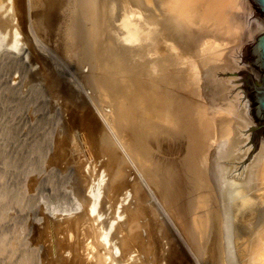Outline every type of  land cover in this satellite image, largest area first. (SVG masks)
<instances>
[{
  "label": "rangeland",
  "instance_id": "1",
  "mask_svg": "<svg viewBox=\"0 0 264 264\" xmlns=\"http://www.w3.org/2000/svg\"><path fill=\"white\" fill-rule=\"evenodd\" d=\"M239 7L242 35L224 53L218 36L176 29L158 0H0V264H234L259 152L234 72L259 79L239 55L264 32L249 1ZM211 80L247 119L214 141ZM135 92L144 102L129 105ZM155 103L170 113L145 124Z\"/></svg>",
  "mask_w": 264,
  "mask_h": 264
},
{
  "label": "bare ground",
  "instance_id": "2",
  "mask_svg": "<svg viewBox=\"0 0 264 264\" xmlns=\"http://www.w3.org/2000/svg\"><path fill=\"white\" fill-rule=\"evenodd\" d=\"M244 1L245 0H158L159 5L162 7L163 11L169 15V20L174 22V26L176 29L180 30L181 32H187L189 30V28H196V30L201 34L206 33L207 35H209V37L214 41L217 42L215 36H218L220 38V41L217 42L218 45V50L219 49H223L221 50V52L226 51V36L227 37H234L235 39L233 41H238L240 38H238L241 35L239 34V36L234 35L237 34L239 30L242 29V26H244V20L243 19V15L241 14V11L243 10V8L239 7L241 5H244ZM7 2V1H6ZM242 3V4H241ZM241 9V10H240ZM244 11V10H243ZM246 16V14H244ZM251 16V15H250ZM249 16V17H250ZM97 21V30L99 29V21L96 19ZM252 21V20H251ZM248 22V21H247ZM251 24V22H250ZM257 25V24H256ZM249 28V26H248ZM187 29V30H185ZM110 32V31H109ZM190 32V31H188ZM115 37V35H114ZM168 37V36H167ZM121 42V41H120ZM119 42V43H120ZM170 43V42H169ZM226 49V50H225ZM241 49V48H240ZM119 50V49H118ZM234 51V50H232ZM236 52V54L238 53L237 50H235L234 52H232V57L234 58V63L236 62L235 58L236 54L234 55V53ZM225 53V52H224ZM221 54V53H219ZM222 58L224 60L225 56L224 54ZM216 57V56H215ZM193 58V56H192ZM184 59V58H183ZM220 59V56H219ZM123 60V59H120ZM182 62V59H180ZM176 61V60H175ZM122 62V61H121ZM126 62V61H125ZM124 62V63H125ZM123 63V62H122ZM219 64V63H218ZM126 65V64H125ZM175 65V64H174ZM176 66V65H175ZM124 67V66H123ZM179 68V67H178ZM185 68V67H184ZM188 68V67H187ZM223 68V67H222ZM224 70H226V68H223ZM175 70V69H174ZM130 71V70H129ZM181 78V77H180ZM230 80V79H229ZM214 82V83H213ZM221 82V81H220ZM213 83V84H212ZM231 83V82H230ZM205 84V83H204ZM211 86H210V85ZM222 84V83H221ZM233 85V83H232ZM236 85V84H235ZM206 86L210 87V91L212 93V95L214 96H220L219 97V102H217V104H215V106L212 105V111H211V115L209 120L207 119L208 117L206 116V120L203 122L204 124V130L207 132L206 136L210 138V140L214 141L215 138H218V136L220 137L221 135H227V132H230V125H231V121L232 122H236L238 121V126L241 127H245V125L247 124V119L246 116L244 114L241 115V113L239 111H236V108L234 106V102L237 101V103L239 102V104H242L241 106L243 107L244 104L241 101H238V99H236L234 102L231 101L233 100V98H231V96H228L227 99H231L228 100V103L226 101L225 98H223V92L222 93H218V91L216 90V82L215 81H208ZM158 87V86H157ZM221 89L223 87L220 86ZM231 89V88H230ZM234 89V88H233ZM109 90L110 92L108 93L109 95H111V97L109 98L110 102L109 103H113L117 97V90L118 89H114L112 87L109 86ZM193 90V89H192ZM226 90V87H225ZM236 91V90H235ZM195 92V91H194ZM143 96L145 97L146 95L149 96L148 92L146 91H142ZM181 93V92H180ZM153 94V93H152ZM230 94V93H229ZM134 96V97H133ZM133 96H129L128 100L126 99L125 101H130V99L134 98L136 99L137 97V93H133ZM190 96V95H189ZM188 96V98H189ZM237 96V95H236ZM175 97V96H174ZM187 97V96H186ZM233 97V96H232ZM187 98V99H188ZM235 98V97H234ZM182 99V98H181ZM179 98V100H181ZM112 100V101H111ZM139 99H136V102ZM175 100V99H174ZM173 100V101H174ZM186 100V99H185ZM194 100V99H193ZM124 101V102H125ZM144 102L143 98L141 100H139V102ZM147 102V101H145ZM182 103V101H180ZM185 102V101H184ZM191 102V101H190ZM131 103L133 104L134 102L131 100L129 102V105H131ZM196 103V102H195ZM114 104V103H113ZM141 104H147V103H141ZM140 104V105H141ZM174 104V103H173ZM158 104L155 103L154 106H151L149 109H143V119L145 120V124H151L155 121V123H158V120H162L164 119V109L162 110V107H155ZM178 105V103H177ZM188 105V104H186ZM206 105V104H205ZM204 105V107H205ZM134 106V105H133ZM133 106L131 107V111L133 112ZM191 106V105H190ZM195 106V105H194ZM200 106V105H198ZM135 107V106H134ZM188 107V106H187ZM192 107V106H191ZM196 107V106H195ZM178 108V107H177ZM182 108V107H181ZM190 108V107H189ZM203 108V107H202ZM201 108V109H202ZM115 109V108H114ZM188 109V108H187ZM198 109V108H197ZM207 109V108H206ZM186 110V109H185ZM200 110V109H199ZM196 110V111H199ZM205 110V108H204ZM167 111V110H165ZM175 111V110H174ZM177 111V110H176ZM207 111V110H205ZM137 112V111H136ZM170 113V110L168 111ZM181 112V111H180ZM187 112V111H185ZM192 112V111H190ZM195 112V111H194ZM201 112V111H200ZM209 112V111H208ZM164 113V114H163ZM169 113L167 115H169ZM189 113V112H188ZM245 113V112H243ZM138 114V113H137ZM187 114V113H185ZM197 114V112H196ZM199 114V113H198ZM202 114V113H201ZM207 114V112H206ZM172 115V114H171ZM193 115V114H192ZM203 115V114H202ZM133 116V113H132ZM182 116V115H181ZM187 116V115H186ZM189 116V115H188ZM187 116V117H188ZM199 116V115H198ZM174 117V116H173ZM203 117V116H202ZM142 118V117H141ZM172 118V117H171ZM170 118V119H171ZM190 118V117H189ZM194 118V116H193ZM204 118V117H203ZM195 119V118H194ZM191 120V119H190ZM188 119V121H190ZM200 120V118H199ZM198 120V122H199ZM208 120V121H207ZM164 121V120H163ZM193 121V119H192ZM160 122V121H159ZM185 122V121H184ZM191 122V121H190ZM197 124V121H195ZM154 123V125H156ZM187 123V122H186ZM200 124V123H199ZM143 125V124H142ZM152 125V124H151ZM150 125V126H151ZM158 125V124H157ZM187 125V124H186ZM193 125V124H192ZM198 128V125H196ZM107 127V126H106ZM144 127V126H143ZM152 127V126H151ZM182 127V126H181ZM200 127V126H199ZM146 128V126H145ZM187 127H185L186 129ZM201 128V127H200ZM199 128V129H200ZM180 129V128H179ZM183 130V129H182ZM184 131V130H183ZM190 131V130H189ZM148 132V131H147ZM194 132V131H192ZM199 132V131H198ZM201 132V131H200ZM199 134V133H198ZM192 135V133H191ZM142 137V136H141ZM197 137V136H195ZM199 137V136H198ZM230 137V136H229ZM208 138V139H209ZM170 139V138H169ZM195 139V138H194ZM197 140V139H196ZM200 140V139H199ZM197 140V142L199 141ZM210 141V142H211ZM193 142V140H192ZM196 142V143H197ZM213 142H211L212 144ZM264 143V142H263ZM210 144V143H209ZM227 145V143H226ZM229 145H230V150H232L235 145L236 142L233 140L229 141ZM237 147H239V145H236ZM213 148V147H212ZM242 148V147H240ZM121 150V149H120ZM208 150V149H207ZM210 152V151H209ZM127 153V152H126ZM229 153V152H228ZM127 155V154H126ZM210 155V154H209ZM210 157V156H209ZM210 160V159H209ZM256 163L252 164L251 166H249L250 168V174L248 176V181L246 180V182H249L248 184L246 183V185H250L249 189H250V194H254L256 196V194L258 195L257 198L255 199H251L252 201V205L251 201L249 202V204L246 203L244 204V206L246 205L247 207L243 210L247 212H244L242 214V219L238 220L239 223L241 221V225L240 227H242L241 229L243 230L242 233L245 232V238L243 240V242L241 243L243 247V249H239V251H237L238 253V257L237 259H233L234 260V264H238V261L241 264H251V259L253 264H264V244H261V248L263 249L262 254L259 251V254H256V249L257 247L253 244L252 242V237L254 235L255 229L258 227L259 223H262V221L264 220V213L262 214V212H264V145L261 146L258 155L256 157ZM214 168V167H213ZM248 168V169H249ZM248 169H244L243 170V174L242 176L247 175V170ZM215 173V172H214ZM216 179V178H215ZM214 179V180H215ZM245 182V181H244ZM212 183V182H211ZM221 184V183H220ZM245 184V183H244ZM215 185V184H214ZM218 187V185H216ZM219 189V188H218ZM217 190V189H216ZM217 194V192H215ZM259 193V194H258ZM219 194V193H218ZM219 196V195H218ZM218 198V197H217ZM254 198V197H252ZM219 199V198H218ZM219 202V201H218ZM263 203V204H261ZM221 206V205H220ZM224 206V205H223ZM221 208V207H220ZM161 209V208H160ZM259 209V211H258ZM220 210V209H219ZM222 210V209H221ZM225 210V209H223ZM234 215H235V211ZM233 212L230 213L229 210L227 209V225H228V241H230V245L232 246H237L238 243V231L236 228H234V224H237L236 222L234 223V220L236 221V215H233ZM226 216V215H225ZM234 217V220H233ZM97 219V218H96ZM223 219V218H222ZM220 220V219H219ZM108 223V222H107ZM257 224V225H256ZM113 225V223H112ZM261 225V224H260ZM130 226V225H129ZM222 229V227H221ZM222 233V232H221ZM226 233V232H225ZM258 234V233H257ZM222 235V234H221ZM224 235V234H223ZM225 237V236H224ZM222 238V237H221ZM226 242V241H225ZM223 243V242H222ZM229 246V245H228ZM235 249V248H234ZM261 249V250H262ZM237 250V248H236ZM225 251V250H224ZM226 253V252H225ZM254 254V256H252ZM256 254V256H255ZM261 254V255H260ZM228 255V254H227ZM226 255V256H227ZM232 255V254H230ZM229 257V256H228ZM251 258V259H250ZM228 259V258H225ZM226 262V261H225ZM233 264V262H232Z\"/></svg>",
  "mask_w": 264,
  "mask_h": 264
},
{
  "label": "water",
  "instance_id": "3",
  "mask_svg": "<svg viewBox=\"0 0 264 264\" xmlns=\"http://www.w3.org/2000/svg\"><path fill=\"white\" fill-rule=\"evenodd\" d=\"M252 8L264 23V0H248ZM233 41L234 37H229ZM240 43L236 44L232 50H240ZM240 60L249 62L259 73L260 77L256 80L253 75L247 71L234 72L239 77L240 84L246 96V100L249 107V116L256 126L251 133L252 138L255 141L253 149H259L264 145L260 140V134L264 137V32L258 35L253 45H246L241 50ZM234 82V80H232ZM256 82L258 85H256ZM239 189V188H237ZM241 191V190H240ZM242 195L239 202H242L245 194ZM252 198V196H251ZM252 205V202L251 204ZM247 206L245 205L244 208ZM259 211V209H258ZM264 212H262L263 214ZM242 228V227H240Z\"/></svg>",
  "mask_w": 264,
  "mask_h": 264
},
{
  "label": "flooded vegetation",
  "instance_id": "4",
  "mask_svg": "<svg viewBox=\"0 0 264 264\" xmlns=\"http://www.w3.org/2000/svg\"><path fill=\"white\" fill-rule=\"evenodd\" d=\"M256 85H258V83L256 82ZM242 87V86H241ZM245 192H247L245 189H244ZM248 197V194H246V197ZM255 199V198H254ZM247 202H250L251 201V198H247L245 199ZM252 202V201H251ZM261 224V225H260ZM258 233V234H257ZM252 242L253 244L257 247V254H259V251L260 253L262 254L263 252V249L261 248V244H264V220L262 221V223H259L258 227L255 229V232H254V235L252 237ZM262 249V250H261ZM262 251V252H261ZM260 254V255H261ZM256 255V254H255ZM254 256V254L252 255ZM251 259V258H250ZM253 259H251V264H253L252 262Z\"/></svg>",
  "mask_w": 264,
  "mask_h": 264
}]
</instances>
